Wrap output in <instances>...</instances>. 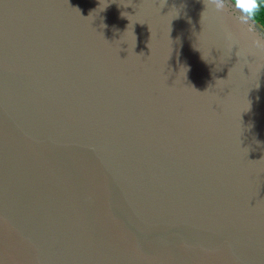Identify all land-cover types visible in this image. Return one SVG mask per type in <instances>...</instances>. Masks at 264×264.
Returning <instances> with one entry per match:
<instances>
[{
	"label": "water",
	"instance_id": "95a60500",
	"mask_svg": "<svg viewBox=\"0 0 264 264\" xmlns=\"http://www.w3.org/2000/svg\"><path fill=\"white\" fill-rule=\"evenodd\" d=\"M204 11L0 0V264H264V69Z\"/></svg>",
	"mask_w": 264,
	"mask_h": 264
},
{
	"label": "clouds",
	"instance_id": "9594fccd",
	"mask_svg": "<svg viewBox=\"0 0 264 264\" xmlns=\"http://www.w3.org/2000/svg\"><path fill=\"white\" fill-rule=\"evenodd\" d=\"M204 5L202 20L207 13L222 18L231 12L238 32L231 26L223 28L229 51L238 47V56L255 58L256 63L248 66L261 65L260 70L264 69V0H204ZM242 38L247 40L246 46Z\"/></svg>",
	"mask_w": 264,
	"mask_h": 264
}]
</instances>
